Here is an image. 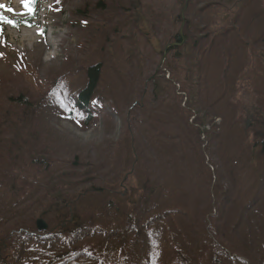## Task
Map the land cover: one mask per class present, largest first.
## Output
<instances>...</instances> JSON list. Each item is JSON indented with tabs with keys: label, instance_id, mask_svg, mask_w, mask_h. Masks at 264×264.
<instances>
[{
	"label": "rangeland",
	"instance_id": "obj_1",
	"mask_svg": "<svg viewBox=\"0 0 264 264\" xmlns=\"http://www.w3.org/2000/svg\"><path fill=\"white\" fill-rule=\"evenodd\" d=\"M190 1L198 47L163 59L184 0H0L37 22L0 25V243L34 228L24 202L52 179L39 209L76 207L85 229L108 202L135 208L98 223L138 235L126 264H264V0ZM91 66L98 105L76 118Z\"/></svg>",
	"mask_w": 264,
	"mask_h": 264
},
{
	"label": "trees",
	"instance_id": "obj_2",
	"mask_svg": "<svg viewBox=\"0 0 264 264\" xmlns=\"http://www.w3.org/2000/svg\"><path fill=\"white\" fill-rule=\"evenodd\" d=\"M136 4V1L134 2ZM189 4L191 1L189 0ZM190 20L188 17L185 18L183 35L185 41L181 48H176L178 51L186 50L188 47L197 49L199 41L193 40L192 43L188 45L190 39L186 35V30L189 28ZM198 39H201L199 36ZM175 40L180 41L178 34H176ZM178 57L180 55H177ZM99 72L95 66H91L86 69L85 81L83 86L78 88L76 91V100L82 104H87V100L95 99L90 95V90L94 89L96 86V81ZM69 88L66 89L65 94L68 93ZM95 95V94H94ZM89 96L91 98H89ZM62 107L60 108V113L65 112V108H68V105L65 107L61 103ZM73 109H76V118H79L81 111L78 105L74 104ZM72 115L70 111L66 110L65 116ZM261 149L264 150V134L261 139ZM47 166L48 164L45 163ZM44 166V165H43ZM41 174V173H40ZM37 176L35 175L33 179L28 182L30 186L26 188L36 187L34 185L37 182ZM52 179L42 181L38 190L32 194V197L24 202V209L30 210L31 213H34V219L43 218L48 220L50 217L55 218L58 223L54 226V229H51L47 232L46 236L40 234L26 235V234H17L14 237H10L12 242L9 240H2L0 243V248L5 252V258L0 260V264H126L125 262L119 259V255L123 251H127L130 248L127 245L128 239L130 237L138 236L134 234V230L129 228V223L124 224V228L119 229L118 227L104 228L100 227L98 224L100 221L107 223H120L121 218H130L128 216L129 209L133 206L127 208L125 214H119L118 211L121 206H117L112 203L108 208V204L101 206L97 211L98 215H93L91 217L93 222V227L85 229L83 227V219L78 216L79 212L76 207H73L70 212L59 208L63 207V202L57 205L55 209L53 206L49 205L46 210L39 209L43 201L42 193L48 194L47 191L51 190L48 186L51 184ZM151 191V189H150ZM53 200L57 198L53 197ZM66 207V206H64ZM128 218V220H129ZM127 220V219H125ZM127 220V221H128ZM130 221V220H129ZM51 228L53 226L51 225ZM4 241V242H3ZM98 242L99 246H96L95 243ZM128 257L131 259L137 258V251L128 254Z\"/></svg>",
	"mask_w": 264,
	"mask_h": 264
},
{
	"label": "water",
	"instance_id": "obj_3",
	"mask_svg": "<svg viewBox=\"0 0 264 264\" xmlns=\"http://www.w3.org/2000/svg\"><path fill=\"white\" fill-rule=\"evenodd\" d=\"M186 3H187V0H185V5H186ZM182 12L183 11H181V15H180L181 17H182ZM183 23H184V19L182 18V22H181V25H180V28H179V33H178L181 38H182ZM176 45H177V43H170V44L166 45L165 48H164V51H163V58L165 57V54H166L168 48L172 47V46H176ZM36 228L39 231L45 230L47 228V225H46V223L43 220L38 219V220H36Z\"/></svg>",
	"mask_w": 264,
	"mask_h": 264
},
{
	"label": "snow or ice",
	"instance_id": "obj_4",
	"mask_svg": "<svg viewBox=\"0 0 264 264\" xmlns=\"http://www.w3.org/2000/svg\"><path fill=\"white\" fill-rule=\"evenodd\" d=\"M25 7H28V4H27V2H25V5H24ZM0 7H3V5H0ZM9 11H11V9H9ZM0 19H5L4 17H2V16H0ZM7 23H12V24H14L15 22L14 21H6Z\"/></svg>",
	"mask_w": 264,
	"mask_h": 264
}]
</instances>
